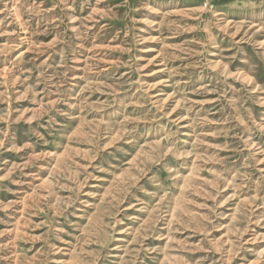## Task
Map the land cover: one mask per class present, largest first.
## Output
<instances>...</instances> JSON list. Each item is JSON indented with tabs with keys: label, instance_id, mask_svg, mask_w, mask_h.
Returning a JSON list of instances; mask_svg holds the SVG:
<instances>
[{
	"label": "rangeland",
	"instance_id": "374dc122",
	"mask_svg": "<svg viewBox=\"0 0 264 264\" xmlns=\"http://www.w3.org/2000/svg\"><path fill=\"white\" fill-rule=\"evenodd\" d=\"M0 264H264V0H0Z\"/></svg>",
	"mask_w": 264,
	"mask_h": 264
}]
</instances>
